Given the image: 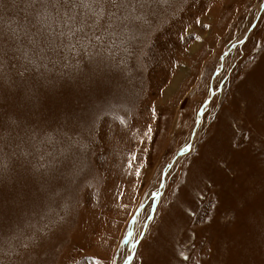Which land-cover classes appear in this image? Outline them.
Here are the masks:
<instances>
[{"label": "rangeland", "instance_id": "1", "mask_svg": "<svg viewBox=\"0 0 264 264\" xmlns=\"http://www.w3.org/2000/svg\"><path fill=\"white\" fill-rule=\"evenodd\" d=\"M93 31L0 69V264H264V0H161Z\"/></svg>", "mask_w": 264, "mask_h": 264}, {"label": "snow or ice", "instance_id": "2", "mask_svg": "<svg viewBox=\"0 0 264 264\" xmlns=\"http://www.w3.org/2000/svg\"><path fill=\"white\" fill-rule=\"evenodd\" d=\"M9 2L17 10V14L23 13V23L10 22L5 27L3 9L6 0H0V69H3L6 59L16 58L17 53H21L28 64L39 67L37 58L46 59L44 54L48 51L75 52L78 45L83 46L84 41L89 43L92 39L101 41L102 36L96 35L95 31L89 36L88 29L95 30L101 27L104 21L109 30L142 28L148 24L153 6L161 3V0H9ZM197 23L202 21L198 20ZM61 37L68 43H57V39ZM25 40L27 47L24 46ZM44 44L47 47L43 46ZM29 72L30 69L24 68L18 73L19 80L16 87L23 90L25 99L33 100L37 97L32 85L24 86L26 80H31V77L26 75ZM3 91L4 74L0 72V93ZM190 151L188 146L182 149V153ZM137 174L139 175V172ZM20 180L26 183L24 176H21ZM176 194L179 195V192ZM156 196H159V193H156ZM147 219L151 221L156 217L148 216ZM137 235L141 237L136 241L139 244L146 233L141 232ZM131 237V232L126 233L125 242ZM42 247L40 236L30 237L27 243L22 244L26 256H30L33 251ZM183 259L188 260L189 257L183 256Z\"/></svg>", "mask_w": 264, "mask_h": 264}, {"label": "bare ground", "instance_id": "3", "mask_svg": "<svg viewBox=\"0 0 264 264\" xmlns=\"http://www.w3.org/2000/svg\"><path fill=\"white\" fill-rule=\"evenodd\" d=\"M140 245V244H139ZM133 262V261H132Z\"/></svg>", "mask_w": 264, "mask_h": 264}]
</instances>
